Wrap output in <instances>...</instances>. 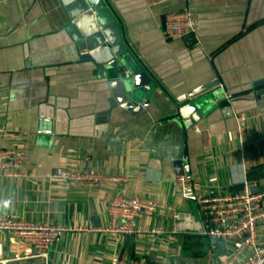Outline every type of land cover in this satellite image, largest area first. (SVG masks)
I'll return each instance as SVG.
<instances>
[{"label":"crops","instance_id":"obj_1","mask_svg":"<svg viewBox=\"0 0 264 264\" xmlns=\"http://www.w3.org/2000/svg\"><path fill=\"white\" fill-rule=\"evenodd\" d=\"M190 6L194 33L166 38L164 15ZM104 8L112 19L96 0H0V117L8 129L0 145L27 156L23 177L0 176V214L63 227L48 264H109L115 249L149 264H215L222 244L173 232V212L199 211L178 194L186 176L172 168L182 136L170 99L212 76L220 81L216 107L186 130V178L197 192L240 189L242 166L252 190L264 186V93L256 94L264 90V0H106ZM116 31L161 77L158 110H124L117 72L101 78L81 60L77 36L94 44L115 40ZM84 166L124 181L90 189L51 179L58 168ZM117 192L161 205L138 220L142 233L119 242L106 230ZM28 254L0 231V264H43L18 259Z\"/></svg>","mask_w":264,"mask_h":264},{"label":"built area","instance_id":"obj_2","mask_svg":"<svg viewBox=\"0 0 264 264\" xmlns=\"http://www.w3.org/2000/svg\"><path fill=\"white\" fill-rule=\"evenodd\" d=\"M161 29L166 38L183 39L194 33L195 21L188 9L175 11L164 15ZM7 135L6 117H0V137L6 138ZM26 161L25 151L0 145L1 177H23ZM240 173L241 188L219 194H201L186 177L177 179L179 196L196 205L199 217L189 212H173V232L203 236L213 249L216 244H222L224 251L215 255V264H264V186L252 190L244 166ZM51 179L90 189L124 181L86 166L79 170L58 168L52 172ZM160 208L161 205L149 197L117 192L107 202L109 224L106 230L114 234L116 242L122 236L142 233L138 220L153 215ZM62 230L59 225L39 224L0 214V231L8 233L29 250L28 255L18 259H40L43 264H48L50 249ZM109 264L149 263L142 258H129L115 249Z\"/></svg>","mask_w":264,"mask_h":264},{"label":"water","instance_id":"obj_3","mask_svg":"<svg viewBox=\"0 0 264 264\" xmlns=\"http://www.w3.org/2000/svg\"><path fill=\"white\" fill-rule=\"evenodd\" d=\"M96 1L104 13L112 19L110 12L104 8L106 0ZM191 9L190 6L188 10L194 15ZM92 38L93 36H77V46L82 51L81 60L86 62L101 78L106 77L108 71L111 73L117 72L116 82L120 86L119 103L121 107L132 114L149 111L150 109L152 111L158 110L160 108L159 91L163 89L161 77L138 59L135 51L120 37L117 31L116 39L112 41L106 42L101 38L92 44ZM187 87L183 94L170 99L173 109L171 116L175 118V121L181 127L182 136L180 155L177 160L172 162V168L176 175H185L190 178V169L186 164V130L194 127L216 107L215 100L217 99V89L220 87V81L212 76L203 83L190 84ZM223 92L222 101L231 102L233 94ZM263 93L264 90L256 92L258 95ZM228 96L230 98H226Z\"/></svg>","mask_w":264,"mask_h":264},{"label":"clouds","instance_id":"obj_4","mask_svg":"<svg viewBox=\"0 0 264 264\" xmlns=\"http://www.w3.org/2000/svg\"><path fill=\"white\" fill-rule=\"evenodd\" d=\"M7 206H8V202L5 201V202H4V207L6 208Z\"/></svg>","mask_w":264,"mask_h":264}]
</instances>
